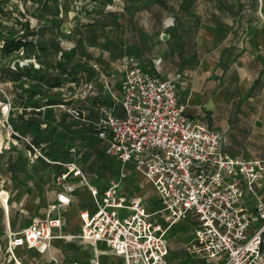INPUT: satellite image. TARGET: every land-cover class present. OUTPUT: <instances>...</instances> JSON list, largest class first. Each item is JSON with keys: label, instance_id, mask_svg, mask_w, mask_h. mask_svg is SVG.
<instances>
[{"label": "rangeland", "instance_id": "rangeland-1", "mask_svg": "<svg viewBox=\"0 0 264 264\" xmlns=\"http://www.w3.org/2000/svg\"><path fill=\"white\" fill-rule=\"evenodd\" d=\"M205 9L218 11L216 14L218 18H207L213 21L219 19L224 26V33L218 36V41L211 44V48H214L217 42H230L228 27H235L239 16L242 18L241 43H246L256 36L264 37V1L261 3L258 0H0V48L5 37L21 35L27 26L31 30L43 33L29 37V40L37 45L33 51L37 57L35 62H25L29 57L26 49L6 57L0 51V129L6 135L7 127L1 121L5 119L3 107L9 99L11 102L9 121L12 125H17L24 133L26 119L35 118L37 122L32 124L31 129L37 134L38 141L44 142L41 137L51 136L50 144L43 147L46 157L63 162L74 161L93 185L100 188L108 186L113 180L119 179L121 165L108 159L105 153V142L98 137L93 124L89 121L100 116V112L97 114L94 112L93 106L100 108V106L109 105L112 95L107 91L105 101L101 103L96 100V97H92L93 88L90 85L100 88L103 87L106 79L111 80L114 84L112 90L119 97L123 79L121 59L134 55L144 59L146 66L153 67L160 56L164 59L167 52L176 51L178 35L190 25L193 38L191 41L196 42L201 26L200 21L205 18L201 16L202 11H206ZM50 19L54 20L53 26H49ZM196 20H199L198 26L193 25L194 22L197 23ZM44 35L51 39L54 45L59 42L64 51L71 53L68 59L72 69L70 72L64 73L58 66L63 57L62 51L50 44L44 49L39 48ZM242 49L243 47L238 49L232 46L227 54H232L233 59L237 54H245ZM86 59L90 63L98 62L103 70L102 73L94 66L91 78L80 72L79 66ZM245 59L247 61V58ZM239 64L240 61H236L234 66ZM211 66L212 62L208 60L207 65L184 71L179 80V94L181 93V100L188 104L187 111L190 114L199 115L205 124H210L213 129L223 133L225 145L229 149L233 131L232 115L228 108L230 100L228 103L219 105L218 108L212 105L214 98L207 104H201V101L220 87H224L227 94L231 93L237 88L240 78H229V75H222L221 71L217 78H211L213 75ZM258 70L262 71V65L258 66ZM37 71L47 75L49 82L41 83L40 80L33 78ZM20 73L25 75L17 78ZM60 78L64 79L62 86H52ZM261 83L260 81L257 86L259 92L263 88ZM35 89L46 91L49 98L57 99V102L64 104L65 107L70 105L80 107L84 111L85 120L71 117L64 107L58 106L59 104L48 107L43 111V115L33 110L32 115L29 116V111L24 108L25 99L22 96L25 91ZM262 122V120L259 121L260 124ZM42 124L46 125L42 126ZM2 146L3 143H1L0 151ZM22 146L20 140L11 143L6 140L5 147L0 153V179L5 178L6 169L14 165L15 174L21 175L18 180L26 186L30 181L25 171L32 168V170H38L42 176L40 186H46L48 189L51 186L58 192V187L62 188V185L58 183L57 176L67 168L49 163L43 158L34 164L32 160L25 157ZM246 150L240 149L238 152L246 155ZM71 180L75 181L73 178ZM66 183L72 182L66 181ZM123 185V192L128 198H142L150 210L159 208L156 189L141 175L134 171L128 172ZM24 192L23 190L22 193ZM7 194V191L1 187L0 201H3L4 205L8 201ZM54 203L55 200H48L45 205L46 211L53 209L56 215L60 214L65 219L64 230L68 231V234L78 235L80 233L78 229L80 222L77 219L79 210L92 205V199L81 204L75 197L71 205L56 208ZM4 205L0 203V222ZM12 209L10 208V211ZM43 212L39 210L36 215H44ZM18 213L21 215H16L15 219L12 218L13 227L24 225L26 220L32 217L20 211ZM156 217L159 216L156 215ZM195 225L196 220L192 217L174 224L167 231L168 264H222L219 257L206 258L188 251L187 244L192 239ZM74 241L77 245L75 249L62 250L52 245L45 251L31 250L24 262L55 264L54 259L57 257L64 261L67 258L64 256L82 258L80 251L88 248L93 258L100 257L99 261L102 264L119 263L117 256H101L106 249H97L90 244L87 247L85 241L79 238H73L70 242L64 241L61 245L68 246Z\"/></svg>", "mask_w": 264, "mask_h": 264}, {"label": "built area", "instance_id": "built-area-1", "mask_svg": "<svg viewBox=\"0 0 264 264\" xmlns=\"http://www.w3.org/2000/svg\"><path fill=\"white\" fill-rule=\"evenodd\" d=\"M22 51L25 49L16 52ZM28 56L25 62L36 61L35 53ZM161 63L158 58L151 69L134 56L121 60L123 79L118 102L122 114L116 105H105L94 122L107 154L121 165L119 179L103 188L93 185L76 162L50 160L41 145L20 134L9 121L11 102L6 96L5 119L1 122L7 127L8 142H25L31 160L44 158L67 168L58 177L62 189L54 208L71 204L76 186L66 181L73 174L87 186L93 209L80 211L82 227L78 235L64 233L65 219L53 209L33 218L19 231L6 228V254L0 249V264H18V247L45 251L56 238H79L94 246L103 242L122 258V264H168L167 231L192 217L196 225L187 244L191 254L219 257L222 264H264V199L259 191L264 180V158L226 152L220 130L186 113L179 95L181 74H164ZM93 66L100 69L98 63ZM59 105L71 117L85 120L84 111L77 106ZM129 166L156 189L159 208L150 210L142 198L130 199L124 194ZM54 262L80 264L76 260ZM89 264L100 263L93 258Z\"/></svg>", "mask_w": 264, "mask_h": 264}, {"label": "crops", "instance_id": "crops-1", "mask_svg": "<svg viewBox=\"0 0 264 264\" xmlns=\"http://www.w3.org/2000/svg\"><path fill=\"white\" fill-rule=\"evenodd\" d=\"M217 13L218 11L216 10L215 11L214 10L202 11L201 16H204L205 18L202 21H200L201 26L199 28V31L195 39L197 42L195 43L197 44V47H198L197 54L194 56L195 62L192 65L186 66L184 68V71H186L187 69L191 70L193 69V67L198 68L199 66H204V64L207 65L208 60H209V62H212L211 70H212L213 75L211 78H217L218 77L217 75H219L220 71L222 75H229V78L230 77L240 78V82L238 80L237 82L238 86L234 91L227 94L226 89L224 87H220L218 88V90H216V92L210 95L208 94L201 101V104H207L211 101L212 98H214V100L212 101V105L218 108L219 105H223L224 102L228 103L230 100L228 104L229 105L228 108L230 111L229 112L230 115H232L231 123H232L233 131L231 133V147L229 148L230 150L225 145L224 147L225 151L231 155H242L244 157L264 158V37L256 36L253 39L248 40V42L246 43L245 42L241 43L240 37L238 39H234V31L238 25L239 19L241 18L239 16L237 25L232 28L228 27V30H230L229 34L231 36L229 37L230 42L229 43L227 41L223 43L217 42L215 47L211 48V44L218 41V36L224 33V26L221 25L219 19L218 21L214 20L215 22L213 20L208 19L210 17L218 18L216 15ZM241 25H242V18H241ZM186 37L187 35L185 34L184 38ZM191 39H193L192 35H191ZM232 46L238 49L243 47L242 51H245V54L243 53L237 54L235 58L232 59V54H229V55L227 54L228 53L227 51ZM213 49H216V50L214 51ZM172 53H173V57H176L179 59L178 52L176 51H172V52L169 51L166 54L168 56ZM166 54L164 55V59L166 57ZM174 54L176 56H174ZM193 54H194V50H190V51L186 50L183 53V58H188ZM161 57L162 56H160V58ZM245 58H247V61ZM161 59H162V62L166 60V59L164 60L163 57ZM236 61H240V64L234 66V64H236ZM259 65H262V71L258 70ZM161 66H162V63H161ZM162 72H163V68H162ZM260 81L262 82L261 85L263 87L261 92L257 90V86L258 84H260ZM113 87H114V84L111 82V80L106 79L105 82L103 83V87H100V88H103V92L105 96H106L107 91L111 93L112 98L110 100V104L116 105L117 112L119 114H122V109L119 106V102H118V99L121 97V92H120V96L117 97L115 92L112 90ZM92 88L93 89L91 90V95L94 98L97 96L100 88H97L96 86ZM120 91H121V86H120ZM179 95H180V100H181V93ZM22 97L23 99H25V105H28L33 100L34 101L37 100L39 103L38 107H33L30 104L28 107H24L26 111H29V114H28L29 116L32 115L31 112L33 110H35L36 112H41L40 114L43 115L44 114L43 111H45L48 107L51 106L45 103V101L47 100L49 96L44 90L42 94L41 92H38L37 94H33V95L31 91L27 90L25 91V93H23ZM181 102L186 106V113L190 117L200 122L201 124H204L212 128L210 124H205L201 120V117L199 115L190 114L187 111L188 104L184 103L182 100ZM93 110L96 114L97 112H100V115H101V111L99 107L93 106ZM260 120L263 121L262 124L259 123ZM44 125L46 124H42V126ZM260 125L263 127L260 128L259 127ZM71 137H72V134H71ZM6 140H7L6 135L3 133V130L0 129V147H1V143H3L0 153L5 147ZM41 140H44V142L39 143V145H41L42 148L50 144V139H46V137H41ZM22 145H23L22 150L24 151L23 154L25 155V157L29 158L28 160L31 161L29 150H28V145L23 141H22ZM240 149L242 150L247 149L246 150L247 154L245 155L244 153L238 152ZM254 152H257V154H252ZM39 159L40 158L32 160V163L37 164L38 162H40ZM47 162L52 163L50 161H47ZM13 166L14 165H12V167L7 168L6 177L0 179V188L2 187V189L7 191L8 193L7 194L8 201L6 202V204L4 205L3 201H0L1 205H4L3 206L4 210L2 213L3 216L1 217V222H0V229L2 231L0 233L1 254H6V248H7V235H6L5 229L7 228L8 230H10L11 228L14 231H19L22 228H24L26 225H28L32 221L33 218L38 217V216L40 217L45 216L48 213L45 209L46 202L48 200L56 201L57 194L62 189L61 187H58V192H56L55 189H53L51 186L49 189L46 186H40L39 182H42V178H41L42 176L40 175V172H38V170L36 169L32 170V168H28L25 171V174L28 176V179L30 181L27 183L28 185L25 186L23 183H21L18 180L21 178V175L15 174L14 172L15 168ZM130 171L131 172L134 171L131 166L128 167V172ZM134 173L138 174L135 171ZM61 174H59L57 178ZM72 178L75 179V181L71 180ZM69 179L70 180H67V181L75 183L74 185L76 186V190L72 193V202H74L75 197L78 198L81 204H85L86 202H88V199L91 200L90 192L87 186L81 182L80 177H74L71 174ZM77 179L80 181H78ZM57 181L61 185V181L59 180ZM123 189H124V185H123ZM23 190L25 191L24 193H22ZM259 191H260L261 196L264 199V180L259 187ZM10 208H13L15 210L12 209L10 211ZM86 208L90 210L93 209V204L88 207L81 208L80 210L78 209L79 217L77 219L80 222L79 228H78L80 229V231L82 227L80 211ZM39 210L44 211L43 212L44 215H36L37 211ZM18 211H20L21 213H24V215L28 214L29 216H32V217L26 220V223L24 225H16V227H13L12 226L13 219L16 218V215L18 216L21 215L20 213H18ZM67 232L68 231L64 230V233H67ZM64 241L70 242V240H67L64 238H56L52 241L50 248L52 245L57 248L59 247L62 250H65V248L75 249L77 247L76 241L72 242L71 245L62 246L61 244H63ZM84 243H86L87 247L89 244L91 246H94L92 243H89L86 241ZM94 247H96L97 249H106V250H103V254H101V256L102 255L117 256L111 253L109 247L103 242H99ZM31 250L37 251V249L35 248L18 247L16 249V254L18 256V263L26 264L24 260L26 261V258H28L29 256V251ZM80 253L83 255L82 258L74 257V256H64V257H67L65 261L62 259H59L58 257H57L58 259L57 258L56 259L61 263L76 260L80 264H89V262L93 258L92 252H90V250L88 251V248H86L84 250H81ZM88 254L89 256L87 257ZM117 257L119 258L118 264H122V258L119 256ZM1 259L2 258H0V261ZM99 263L102 264L100 261ZM10 264H14V263L10 262Z\"/></svg>", "mask_w": 264, "mask_h": 264}, {"label": "trees", "instance_id": "trees-1", "mask_svg": "<svg viewBox=\"0 0 264 264\" xmlns=\"http://www.w3.org/2000/svg\"><path fill=\"white\" fill-rule=\"evenodd\" d=\"M196 22L193 23L194 26H198V22L199 20H196ZM215 21H218V20H215ZM54 24V20L53 19H50V25L49 26H53ZM192 25V26H193ZM241 18L239 19L238 21V25L234 31V39H238L240 37V32H241ZM36 34H43L39 31H34V30H31L29 29V26L26 27V30L24 33H22L21 35H18V36H7L5 37L3 40H4V43L3 45L1 46L0 48V51L2 53L3 56H9L11 55L12 53L20 50L21 48H24L26 50H28V55H31L33 51H35L36 49V44L34 43V41H30L29 40V37L30 36H34ZM187 35V39L184 38V35ZM43 39V42H42V45H40L39 48H45L47 47L49 44L51 46H55L58 50L62 51V58L61 60L59 61V67L62 69V71L64 73H67V72H70L72 69L71 67L69 66V63H68V59H69V56L71 55V53L67 50L64 51V48L60 45L59 42L55 43V45L52 43L51 39H48V37H46L45 35L42 37ZM191 25L187 28V29H184L183 32L181 34L178 35V39L176 40V52H178V55H179V59L176 58V57H173V53L168 55L166 54V57H165V61L162 62V68H163V73L164 74H167V73H173V74H183L184 73V68L188 65H192L195 60H194V56L197 54V44L194 42L192 43L191 41ZM193 48L194 50V54L191 55L190 57L188 58H183V53L187 50V51H190L191 49ZM38 51V49L36 50ZM128 56H134V55H128ZM126 57V56H125ZM135 58L138 59V61L143 64L144 66L145 65V60L142 59V58H138L137 56H134ZM124 58V57H123ZM122 58V59H123ZM121 59V60H122ZM121 62V61H120ZM94 63H98V62H92L90 63V61L88 59H86L83 63L80 64L79 66V71L86 74V76L88 78H91L93 72H92V67H93V64ZM99 65V63H98ZM146 67H150L151 69H153L154 67H151V66H146ZM97 71L101 72L102 73V69L100 67V69H96ZM25 73H20L17 77V78H20L22 76H24ZM33 78L35 79H38L42 82H49L48 80V76L45 75L44 73H41L39 71H37V73L35 75L32 76ZM63 81L64 79L60 78L58 79L57 81H55V83H53L52 86H55V87H59V86H62L63 84ZM180 86V85H179ZM32 92V95L33 94H37L38 92H43L42 89H35V90H29ZM96 100L97 101H100L101 103H104L105 101V94L103 92V88H100L99 89V92L96 96ZM46 104L48 105H53V104H59V102H57V99H53V98H47V100L45 101ZM31 106L33 107H38L39 103L38 101H32L31 103H29ZM28 105H24V107H28ZM110 105V104H109ZM100 106V105H99ZM80 108V107H78ZM101 108V106H100ZM81 109V108H80ZM26 110V109H25ZM82 110V109H81ZM83 111V110H82ZM100 117H98L97 119L95 120H92V121H89L90 123L93 124V127L94 129L96 130V126L94 125V122H96ZM27 122H26V130L24 131V133H22L19 129V127H17V125L13 124L14 128L22 135L24 136H30L32 141L36 144V145H39V142L41 141H38V138H37V134L36 133H33L34 131H32L31 129V126L32 124L36 123L37 122V119H26ZM39 122V121H38ZM97 132V130H96ZM40 134V133H39ZM46 139H51V137H46ZM51 141V140H50ZM106 147V145H105ZM105 153H106V156L108 157V159L110 160H113V161H116L114 160L113 158H111L107 152H106V149H105ZM54 160H59V159H54ZM118 162V161H116ZM119 163V162H118ZM88 178V177H87ZM89 179V178H88Z\"/></svg>", "mask_w": 264, "mask_h": 264}, {"label": "bare ground", "instance_id": "bare-ground-1", "mask_svg": "<svg viewBox=\"0 0 264 264\" xmlns=\"http://www.w3.org/2000/svg\"><path fill=\"white\" fill-rule=\"evenodd\" d=\"M18 264H20V263H18Z\"/></svg>", "mask_w": 264, "mask_h": 264}]
</instances>
